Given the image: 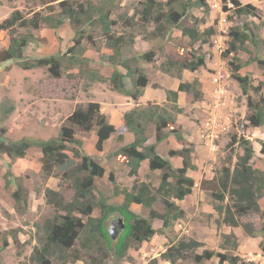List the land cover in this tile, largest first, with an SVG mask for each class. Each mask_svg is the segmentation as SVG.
<instances>
[{
    "label": "trees",
    "instance_id": "trees-1",
    "mask_svg": "<svg viewBox=\"0 0 264 264\" xmlns=\"http://www.w3.org/2000/svg\"><path fill=\"white\" fill-rule=\"evenodd\" d=\"M232 1L238 15L257 16L256 6L242 4L240 0ZM118 2L121 0H60L59 10L55 14H44L38 10L33 11L31 17H26L23 11L15 9L0 22V30L10 32L9 44L0 51V60H17L23 69L46 67L52 76L60 77L63 74V61L70 55L69 62L79 64L80 73L87 72L89 82L104 81L106 78L90 67V59L84 55L85 48L82 45L85 27L89 24L98 26L105 46L112 50L108 58L114 68L109 77L111 87L138 100L143 94V88L148 85V77L138 63L141 60L154 61L155 51L148 50L133 57L123 56L124 47L134 44L136 36L132 33L119 32L114 28L117 24L114 15ZM140 4L141 7L136 8L132 15L119 14L124 27L147 26L152 23L153 34L159 38L169 39L172 30L178 28L191 39L187 46L188 51L178 49L177 57L169 58L161 64L162 70L180 77L185 69L197 71L200 67L206 66L205 54L196 50L194 44L200 40L207 42L216 30L210 26L200 31L197 25L204 20L192 15L191 9L202 8L208 14L210 5L207 0H142ZM189 16L194 20L193 26L185 24V19ZM66 21L78 27L75 31L74 44L66 52L35 59L26 56V48L35 41V36L18 33V27L32 26L39 29L43 23H47L53 28H58ZM230 36L232 39L228 52L234 53L242 49L250 38L249 31L239 27H232ZM88 40L92 44L95 43L91 34L88 35ZM240 60L235 56V60L230 61V72L246 96L247 123L243 128L264 126L262 93L264 82L254 84L249 76L241 74L243 63ZM254 61H257L264 70V59L255 58ZM125 77L130 78L131 88L127 87ZM180 91L191 94L195 101L201 100L204 95L198 78L180 81L177 89L166 90V102L162 104L147 102L124 112V126L118 134V139H124L123 131L131 132L134 138L121 146L115 154L121 163L129 167L130 175H137L142 161L148 160L149 170H159L161 179L157 186L151 181L138 180L130 188L120 187L116 183L115 173L111 171L108 177L115 183V193L123 195L119 203H111L107 196L98 192V181L106 175V169L85 151L84 139L79 134L95 130L97 137L95 147L102 151L105 141L118 132L116 125L108 121L98 101L78 105L67 117L57 136L48 139L23 137L11 140L0 135V153L10 158L25 157L32 146L39 147L42 152V175L47 178L58 175L62 181L69 182L73 191L72 198L68 200L60 190L51 187L45 189L46 202L52 206L55 214L37 227L36 243L28 256L29 264H54L55 260L60 264L77 260H84L85 264H104L111 253L124 259L128 257V250L133 245L137 247L149 241L157 232L163 233L168 228H173L184 217L185 209L175 199L183 200L192 194L195 179L188 175V170L196 169L197 166L192 159L193 144L185 140L177 121V114L184 111V107L179 104ZM13 109L12 105L6 108V114ZM1 131L5 132V128ZM151 131L155 140L148 143ZM170 135L183 142L181 148L169 151L170 156L182 157L181 166H175L157 149L158 143ZM236 143L243 152L238 154L234 166H223L214 179L204 180L202 185L209 189L215 201L214 207L222 217L223 223L233 227L241 226L251 237H264V226L256 228L251 222L241 221L242 216L250 213H259L264 217V206L260 204V199L264 197V169L256 168L252 164L256 151L251 139L245 135L238 137V134H234L227 146L232 149ZM261 150L264 153V142ZM68 151L72 152V156ZM10 174L8 170L6 186L11 183ZM16 184V189L12 192L14 208L19 213H25L29 209L28 191L22 181L18 180ZM133 203L148 209V216L136 213L131 208ZM97 208L99 215L95 216L94 211ZM116 214L122 219V222L118 219L121 230L112 235L108 223ZM156 219L162 221L160 228L153 226ZM227 238L226 241L232 238V245L236 249L239 245L237 236L231 233ZM8 243L5 239L2 247H6ZM204 245V242L194 238H181L171 243L161 253V257L170 264H177L179 260L189 256L193 257L196 264H207L206 261L215 256L218 257L219 264H258L246 261L238 254L216 252L209 248H204L201 253L196 251ZM261 245L264 250V243Z\"/></svg>",
    "mask_w": 264,
    "mask_h": 264
},
{
    "label": "rangeland",
    "instance_id": "rangeland-1",
    "mask_svg": "<svg viewBox=\"0 0 264 264\" xmlns=\"http://www.w3.org/2000/svg\"><path fill=\"white\" fill-rule=\"evenodd\" d=\"M59 1L0 0V22L15 9L23 11L26 17H31L33 11L38 10L44 14H55L59 10ZM141 1L121 0L120 3L118 2L114 15L117 24L114 25V28L119 32L132 33L136 36L134 44L124 47V57L138 56L148 50L155 51L154 61L141 60L138 63L148 77V85L144 88L145 94L158 95V92L176 87L180 81H192L201 77L205 79L204 85H206V82H210V78L214 74L221 72L224 75L223 78L227 83L230 95L235 100L241 99L242 101L234 109L236 110L234 117L231 116L234 122L231 128L234 129L230 133L227 145L234 134H238V137L245 135L251 139L256 151L252 159L253 166L264 169V153L261 150L264 142V126L243 128L247 114L246 96L230 72V61L235 60L236 56L243 63L240 70L241 74L249 76L254 84H258L260 81L264 82V70L257 61H254L255 58L264 59V0H240L242 4L249 3L256 6L258 8L257 16L252 14L238 15L232 0H207L210 5L208 14L202 8L191 9L192 15L204 20L197 25L200 31H204L210 26H213L216 31L207 39V42L200 40L194 44L196 50L205 54L206 66L200 67L197 71L185 69L180 77L162 70L161 64L169 58L177 57L178 49L188 51L187 46L190 43V37L184 35L181 29L174 28L169 39L159 38L153 34L154 25L152 23L147 26L124 27L119 14L132 15L136 8L141 7ZM185 24L193 26V18L189 16L185 19ZM232 27L243 28L250 34V38L237 53L228 52L229 42L232 39L230 36ZM77 28L71 22L66 21L58 28L43 23L39 29L32 26L29 28L18 27L17 32L35 36V41L26 48V56L29 59H35L66 52L74 44ZM85 28V37L82 42L85 48L84 55L90 59V67L97 70L106 79L89 82L88 73H80L79 64L69 62L70 55L63 61V74L60 77L52 76L46 67L23 69L18 65L17 60H0V135L11 140L23 137L48 139L57 136L73 110L78 105H86L89 101H98L108 121L118 125L115 121L119 122L122 115L121 111L130 106L126 100L131 101V98L124 93L119 94L109 83V77L114 70L108 60L112 50L105 46L100 28L91 24ZM90 34L94 37V44L88 40ZM9 40L10 32L0 30V51L8 46ZM178 57L180 56L178 55ZM120 69L126 72L123 67ZM125 81L127 87L131 88L130 78L125 77ZM262 93L264 94V87ZM155 101L157 102V100ZM195 102L189 93L183 96L181 103L179 102L184 107V111L177 114V117L179 116L188 127L192 123L193 127H196L194 122L203 115V111H200ZM11 105L14 107L13 111L6 114V108ZM2 128H5V132L1 131ZM151 133L154 135L153 131ZM79 134L85 140L83 145L85 151L90 153L93 148L95 150V130ZM113 139H111L112 143L109 147L110 159L116 147V135ZM111 140L106 143L107 146L110 145ZM227 145L225 148H221L217 162L212 161V159V165L210 163L205 164L209 171L203 169L200 187L194 188L193 193L184 200L175 199L185 209V215L173 228H168L163 233L157 232L149 241L143 242L137 247L133 245L128 250L127 258L120 259L111 253L104 264H170L169 261L161 257V253L171 243L177 242L181 238H194L204 242L205 245L196 250L199 253L204 248H209L216 252L238 254L246 261L264 264V250L261 245L264 243V237H251L241 226L233 227L223 223L222 217L214 207L215 201L209 189L202 185L204 180L214 179L223 166L233 167L238 154L243 152L237 143L232 149H229ZM68 153L72 156L71 151ZM94 156L101 164L107 163L108 156L107 160L103 157L99 159L97 155ZM41 157V149L37 146H32L25 157L10 158L8 155L0 153V247H2L5 239L9 242L6 247L0 248V264H21V262L29 264L28 256L34 245V240L36 241L37 227L55 214L44 196L47 187L62 191L68 200L72 198L73 191L68 181H62L58 175L48 178L42 175ZM8 170L11 172L9 175L11 183L6 186L5 179ZM157 172L160 171L147 170L132 181L128 177L131 175L121 169L116 176V183L120 187L127 186L130 188L135 181L148 180L157 186L161 179V173L158 174ZM108 175L107 173L106 176L99 179L98 192L111 199V202H115L121 199L123 195L115 193V183L109 179ZM18 180L22 181L29 195V209L25 213H19L14 208L15 200L12 192L16 189ZM260 204L264 206V197L260 199ZM135 209L141 216H148V209L143 206L135 204ZM95 214H99L98 208ZM118 219L119 215L116 214L108 223L112 235L121 230ZM241 221L251 222L256 228L264 226V217L259 213L242 216ZM153 226L159 228L162 226V222L154 220ZM231 233L237 236L239 245L236 249L232 245V238L226 241L228 240L227 236ZM206 263L219 264V259L215 256L207 260ZM54 264H60V262L55 260ZM67 264H85V262L84 260H77ZM177 264L196 263L193 261V257L189 256L179 260Z\"/></svg>",
    "mask_w": 264,
    "mask_h": 264
},
{
    "label": "crops",
    "instance_id": "crops-1",
    "mask_svg": "<svg viewBox=\"0 0 264 264\" xmlns=\"http://www.w3.org/2000/svg\"><path fill=\"white\" fill-rule=\"evenodd\" d=\"M210 79H211V81H210ZM210 79H209L210 82H206V85H204V81H205L204 78L201 77L199 79L201 84H202V90L204 92V95H203V98L201 100H197L195 103L199 106L200 111L201 110L203 111V113H202L203 115H202V117L198 118L196 120V122H194V126H196V127H193V123L191 124V126L189 124V127H188V125H186L182 122V120L180 119L179 116L177 117V121H178L179 125L181 126V131H182V134H183L185 140H187L189 143L193 144L192 159H193V163L197 166V168L196 169H189L188 175L192 176L195 179L194 188L200 187L199 185L203 179L202 178L203 169L205 171H209L208 166H206L205 164L210 163L212 165V161L217 162L218 161L217 159L220 157V151L222 150L221 148L222 147L225 148V146L227 145V143L229 141L230 133L234 129V128H231L233 126V123H234L231 116L234 117V112L236 111L234 109H236V107H238L239 102H242L241 99L238 101L235 99H232V100L228 99V100L224 101V104L222 107H220L221 104L218 107H215L214 106L215 100L213 97L214 83L212 81V78H210ZM179 83L180 82L177 83L176 87H172L171 89H177ZM144 88H143V94L139 97L138 100H134L132 97L128 96L131 98V101H128V100H126V101L128 103H130V106L125 108L123 111L120 110L122 112L120 120H119V122L115 121L118 124V125H116V127L118 128V132L113 134V136L110 137L112 140H114L113 138L115 135L117 137V141L115 142L116 147L113 151L114 154H112V158L110 159V152H109V150H110L109 147H111V143H112V140L110 138L105 141L104 149L102 151H98L95 147V150L93 148V150L90 151V153L88 152L93 157H95L94 155H97V157L99 159L100 158L102 159V157H103L104 159L106 158V160H107V156H108L107 163H102V165L106 169V174L107 173L109 174L111 171H113L115 173V177H116V176H118V171L121 169H124L127 173H129V167L126 166L125 164L121 163L118 156L115 154V152L121 146L129 143L134 138V136L131 132L123 131L124 132L123 133L124 139L123 140L118 139V134L120 131H122L121 129L124 126V118H123L124 112L135 107V106H137V105L147 104V102H156L155 100H157L156 103L162 104V103L166 102V100H167L166 91L158 92V95H152L151 96V95H148L147 93L145 94ZM119 94H122V93L119 92ZM184 95H186V92H183V91L179 92V102L180 103H181V100H182ZM120 96L122 97V95H120ZM180 105L182 106V104H180ZM212 115L215 116V120H216L215 122H210V120L212 119ZM208 122H209V125H208ZM246 123H247V121L244 122V124H246ZM243 127H244V125H243ZM96 139H97V137H96ZM109 140H111L110 145L107 146L106 143ZM154 140H155V136L150 135L148 143H151ZM95 142H96V140H95ZM84 144H85V140H84ZM182 146H183L182 140H179L174 135H170L167 139L158 143L157 149L164 156L168 157L175 166H181L182 165V157L179 155L170 156L169 151L171 149H179ZM104 155H106V156H104ZM95 159H96V157H95ZM147 170H149V161L144 160L141 163L138 174L133 175V176L131 175V177L130 176H128V177L133 181L135 178L139 177L141 175V173H145ZM156 171H159V170H156ZM157 173L159 174L161 172H157ZM118 179L120 180L119 177H118ZM139 181H142V180H139ZM145 181H148V180H145ZM122 199H123V197H121V199L116 200L115 202H111V199H109V201L111 203H119L122 201ZM135 204L140 205L137 203H133L131 205V208L136 213H138L135 209ZM179 205L181 206V204H179ZM96 210L97 209H95V211H94L95 216L99 215V214H97V215L95 214ZM156 221L162 222L159 219H156ZM155 228H157V227H155ZM35 243H36V241L34 240V244Z\"/></svg>",
    "mask_w": 264,
    "mask_h": 264
},
{
    "label": "built area",
    "instance_id": "built-area-1",
    "mask_svg": "<svg viewBox=\"0 0 264 264\" xmlns=\"http://www.w3.org/2000/svg\"><path fill=\"white\" fill-rule=\"evenodd\" d=\"M223 77L224 75H222L221 72L214 74V76L212 77V81L214 83L213 97L215 100V105H214L215 107H218L220 104H221L220 107H222L225 100L234 99V97L230 95L229 89L227 87V83ZM215 121H216L215 116L212 115V119L210 120V122H215Z\"/></svg>",
    "mask_w": 264,
    "mask_h": 264
},
{
    "label": "water",
    "instance_id": "water-1",
    "mask_svg": "<svg viewBox=\"0 0 264 264\" xmlns=\"http://www.w3.org/2000/svg\"><path fill=\"white\" fill-rule=\"evenodd\" d=\"M119 222H122V219L121 218L119 219Z\"/></svg>",
    "mask_w": 264,
    "mask_h": 264
}]
</instances>
